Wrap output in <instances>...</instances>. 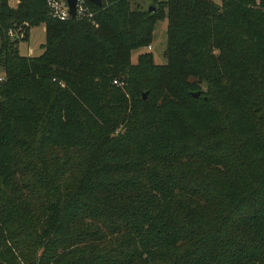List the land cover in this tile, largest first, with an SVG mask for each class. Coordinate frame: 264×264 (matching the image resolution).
<instances>
[{"label":"trees","instance_id":"obj_1","mask_svg":"<svg viewBox=\"0 0 264 264\" xmlns=\"http://www.w3.org/2000/svg\"><path fill=\"white\" fill-rule=\"evenodd\" d=\"M83 2L0 0V264H264V0Z\"/></svg>","mask_w":264,"mask_h":264},{"label":"rangeland","instance_id":"obj_2","mask_svg":"<svg viewBox=\"0 0 264 264\" xmlns=\"http://www.w3.org/2000/svg\"><path fill=\"white\" fill-rule=\"evenodd\" d=\"M140 2L141 6L146 8L151 0H137ZM10 5H15L16 0H8ZM166 26H167V18L164 17L162 19H159L154 26L153 32H152V41L150 42V47L147 46H140L134 50L131 51V57L129 64H134L137 62V55L140 53H143L144 51L149 50L153 53L154 61L155 63L162 64L166 62V58L164 56V49L166 46ZM14 32L15 30L12 29ZM13 32L9 33V30L7 31V35L11 38H14L15 35L12 34ZM16 41V48L19 54L26 55V56H33L37 55L41 52L42 47L41 44L44 41V25L43 23H38L36 25L30 26L28 30V35L26 38H22V35L17 36ZM129 69L126 68V66L123 67V70L121 71L122 80L116 76H114L117 80H111L112 84H114L115 87H123L125 84L124 79V72ZM126 73V72H125ZM195 91H199V94H201L200 89H196ZM194 92V91H193ZM143 93H147V90H143Z\"/></svg>","mask_w":264,"mask_h":264},{"label":"built area","instance_id":"obj_3","mask_svg":"<svg viewBox=\"0 0 264 264\" xmlns=\"http://www.w3.org/2000/svg\"><path fill=\"white\" fill-rule=\"evenodd\" d=\"M47 6L49 7L51 14L56 16L58 19H65L69 17V14L67 12V4L66 0H46ZM75 16L77 14L79 15H88L86 11V7L84 5L83 0H76L75 5ZM12 32V30H9V33ZM13 34V33H12ZM150 47V45H148ZM116 81V79H113Z\"/></svg>","mask_w":264,"mask_h":264},{"label":"water","instance_id":"obj_4","mask_svg":"<svg viewBox=\"0 0 264 264\" xmlns=\"http://www.w3.org/2000/svg\"><path fill=\"white\" fill-rule=\"evenodd\" d=\"M89 1H91L92 3L97 4V5L102 4V0H89ZM66 4H67V12L69 14V17L74 18L75 14H76V12H75L76 0H66ZM150 9H152V8H150ZM192 94L194 96H198L199 91H194V92H192Z\"/></svg>","mask_w":264,"mask_h":264}]
</instances>
